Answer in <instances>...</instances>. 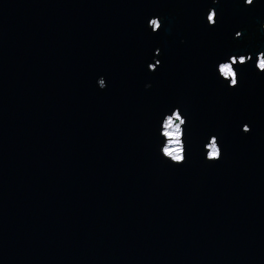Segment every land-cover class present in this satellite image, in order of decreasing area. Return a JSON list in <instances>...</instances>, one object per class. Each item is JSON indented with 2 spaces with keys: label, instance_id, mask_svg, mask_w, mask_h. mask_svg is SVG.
Here are the masks:
<instances>
[{
  "label": "water",
  "instance_id": "obj_1",
  "mask_svg": "<svg viewBox=\"0 0 264 264\" xmlns=\"http://www.w3.org/2000/svg\"><path fill=\"white\" fill-rule=\"evenodd\" d=\"M260 51L264 0H0V264H264ZM232 55L253 59L229 88ZM177 107L179 166L159 153Z\"/></svg>",
  "mask_w": 264,
  "mask_h": 264
},
{
  "label": "clouds",
  "instance_id": "obj_2",
  "mask_svg": "<svg viewBox=\"0 0 264 264\" xmlns=\"http://www.w3.org/2000/svg\"><path fill=\"white\" fill-rule=\"evenodd\" d=\"M255 0H243L245 6H252ZM213 4L220 3V0H212ZM219 15L215 8H210L207 13V23L209 27H214L218 22ZM148 27L151 28L153 33L161 30L163 27V21L159 17H152L148 20ZM235 36L240 38L241 32H236ZM156 56L160 55V50L156 49ZM252 55H232L226 60L218 63L216 71L218 78L227 83L229 88L239 86V73L236 70L237 67L243 66L252 61ZM161 65L159 59L155 60V63L148 64V70L155 71L158 66ZM255 69L264 73V51L258 52L255 58ZM97 84L101 90L107 87L106 79L101 76L97 80ZM151 84H145V88L148 89ZM159 135L163 140L162 146L159 148L160 155L173 165L179 166L187 163V119L183 115L180 108H175L171 111V114H165L163 116L162 123L159 126ZM244 133L251 131L248 124H244L242 127ZM205 160L208 163L215 164L223 158V149L220 146L219 138L215 135L211 136L208 142L204 145Z\"/></svg>",
  "mask_w": 264,
  "mask_h": 264
}]
</instances>
